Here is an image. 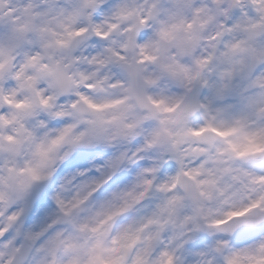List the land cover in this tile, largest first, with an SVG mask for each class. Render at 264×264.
Instances as JSON below:
<instances>
[{"label":"clouds","instance_id":"obj_1","mask_svg":"<svg viewBox=\"0 0 264 264\" xmlns=\"http://www.w3.org/2000/svg\"><path fill=\"white\" fill-rule=\"evenodd\" d=\"M0 264H264V0H0Z\"/></svg>","mask_w":264,"mask_h":264}]
</instances>
